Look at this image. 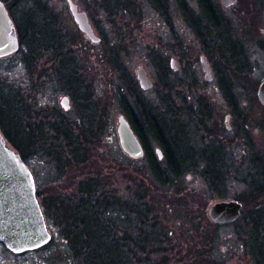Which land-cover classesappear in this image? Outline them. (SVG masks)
<instances>
[{
	"label": "rangeland",
	"instance_id": "rangeland-1",
	"mask_svg": "<svg viewBox=\"0 0 264 264\" xmlns=\"http://www.w3.org/2000/svg\"><path fill=\"white\" fill-rule=\"evenodd\" d=\"M73 1L86 11L96 34L99 37L103 34L109 39V47L121 50L122 59L128 62L142 97L153 108L160 106L158 112L161 114L166 113L167 109L165 104L159 103L164 90L162 83L160 88L157 87L159 73L154 58L163 64V68L171 70L170 75L168 73L174 97L171 106L175 110L182 109L176 110L182 115L178 122L188 124L187 121L192 120L198 125L197 135H191L190 140L188 136L181 135L179 145L184 149L188 146L220 147L230 161L224 172L221 171L222 178L226 179L219 190L225 197H219V193L214 192L203 178V161H200L203 165L200 168L185 170L182 179L170 185L168 190L155 183L144 156L133 159L123 151L117 131L118 119L124 116L115 95L117 74L109 64L103 62L102 47H93L78 29L67 0H8L11 6L18 5L13 7L16 22L20 26L30 19L37 23L41 15L56 18L55 26L67 38L74 58L76 50L84 78L93 85L91 90L98 92L96 98L102 97L104 101L114 104L115 108V113L111 112L109 116L110 120L113 119L109 120L111 126L107 128L104 140L93 144L86 166L79 170L69 166L58 175L46 156L31 159L30 165L41 196L47 199L72 198L75 196V186L86 176L103 179L108 192L123 197L125 202L131 201L140 188L142 192L146 191L143 189L146 187L150 196L157 197L164 206L169 204L172 207L158 213V216L154 215L160 220L157 224L170 236V245H165L171 251L161 256L150 255L149 264H160V261L161 264H257L254 252L264 250V231L253 230L252 224L255 215L262 216L264 221V106L257 98L259 84L264 79V43L260 31L264 28V0H239L236 6L229 9L223 8L220 0H212L224 18V24L221 23L218 30L210 27L206 18L201 16L197 0H169V20H165L148 0H120L126 7L122 11L121 8L114 11L109 0ZM180 2L187 3L201 16L200 33L190 26ZM33 7L41 12L29 9ZM239 37L248 39L238 42ZM233 41L240 44L239 50ZM240 52L246 53L248 58L235 69L233 55H240ZM201 57L209 62L212 81L207 80L202 70ZM173 59L178 64L177 71L171 67ZM66 61L68 71L59 67L58 60L49 54L38 60L32 69L27 66L26 54L23 52L0 61V89L3 95H9L5 101L8 107L5 114L13 123L22 120V124L15 129L23 136L40 135V130L51 142L54 136L50 126L61 121L60 109L64 96H69L72 105L66 121L75 131L78 112L70 96L69 86L63 79L65 74L74 72L75 64L70 57ZM139 66L147 70L154 83L153 89H141L136 79ZM225 86H229L235 95L236 112L232 109V101L224 96ZM189 106H193L195 111L202 109L203 115L199 118L186 116ZM21 114L23 117H20ZM227 117L231 119L227 121ZM5 128L8 130L6 123ZM145 129L144 126L142 130ZM78 133L76 130L75 134ZM147 136L155 155H158V145L150 134ZM43 141L45 139L39 142L42 144ZM258 166L260 170L255 171L254 168ZM228 199H236L243 204L241 220L219 227L213 224L208 227L206 222L204 224V219H209L207 209L210 204ZM176 201L180 204H176ZM187 213L190 214L187 216ZM191 219L197 225L203 222L204 242L205 235L209 234L204 258H201L200 263L187 251L188 241L191 240L189 234L191 237L195 233L189 224ZM47 223L53 235L48 248L15 255L0 244V264H64L68 249L63 242L61 227L54 221ZM260 256L258 258L262 259Z\"/></svg>",
	"mask_w": 264,
	"mask_h": 264
},
{
	"label": "trees",
	"instance_id": "trees-1",
	"mask_svg": "<svg viewBox=\"0 0 264 264\" xmlns=\"http://www.w3.org/2000/svg\"><path fill=\"white\" fill-rule=\"evenodd\" d=\"M2 1L7 7L18 6L13 4L11 6L8 0ZM148 1L165 20H169L171 10L169 0ZM197 1L201 16L206 18L209 26L216 29L219 24L215 20L214 12L217 10L215 3L212 0ZM109 5H112L114 11L120 8L122 11L126 8L125 4L120 3V0H109ZM180 5L185 17L190 21V26L197 33H200L199 18L201 16L188 7L187 3L180 2ZM33 9L41 12L38 8L33 7ZM54 20L56 18L53 16L41 15L37 23L30 19L26 23L23 22V26H20L15 18L20 40V49L15 55L21 52L25 53L26 63L30 69L34 68L38 60L47 54L54 60H58L59 67L66 71L69 69L66 60L70 57L74 61V72L69 74L70 76L65 74L63 79L69 86L70 96L78 112L75 131L77 130L79 133L75 134L74 127H71V124L66 121L69 112L60 109L61 121L50 126L54 136L51 142L48 141V136L40 130V135L23 136L21 132L15 129L16 126L22 124V120L18 119V122L13 123L10 118L7 119L5 112L8 107L5 101L8 100L9 95L8 93L3 95L1 89L0 127L9 145L21 155L31 170L33 168L30 161L37 160L44 155L55 166V172L59 175L69 166H75V169L79 170L89 163L92 146L97 144L96 142L99 143L104 140L103 136L107 132V128L111 126L109 125V116H111V112L115 113V108L114 104L111 105L104 101L102 97L96 98L98 92L92 91L93 85L84 78L76 50L74 58V51L67 43V38L62 34V30L55 26L57 23ZM101 38L102 42L99 45L92 46L102 47L103 62L109 64L117 74L115 89L117 103L121 106L122 113L144 145V159L155 183L163 189H168L170 185H175L182 179L186 173L185 170L200 168L203 166L200 161H203L205 166L202 173L203 178L214 192L219 193V197L224 198L225 195L221 194L219 187L226 178H222L223 174L216 163L221 151L220 147L214 145L211 148H200L199 146L191 148L188 146L184 149L179 145L181 135L188 136L189 140L191 135L193 137L195 134L197 135L198 125L192 120H188V124L182 121L178 122L182 115L176 110L182 109L175 110L171 106L174 103L172 85L168 81L171 70L168 67L163 68V64H159V60L154 58L159 73L157 87L160 88V83H162L164 90L160 94L161 101L159 103L165 104L164 107L167 109L166 113L161 114L158 112L160 106L153 108L142 97V93L130 72L128 62L122 59L121 50L117 47H109V39L103 34ZM67 76L69 79H66ZM224 96L228 101L236 102L235 95L229 86L224 87ZM184 100L187 101V99ZM199 101L203 103L201 99ZM195 110L193 106H189V112L186 116L199 118L203 115L202 109ZM233 110L236 112L238 109L233 107ZM17 116L19 115L17 114ZM20 117L23 115L21 114ZM5 123L8 125V130L5 128ZM144 126L146 129L142 130ZM182 126L185 128L183 129ZM147 134L151 135L162 151L163 160L160 161L158 155H155ZM44 139L45 141L41 144L39 141ZM141 189L135 192L131 201L125 202L123 197L108 192L103 179L97 176H86L75 186V196L72 198L47 199L42 197L40 191L37 190V197L47 222L54 221L61 227L64 235L63 242L68 249L64 264H149L150 255L161 256L164 252L171 251L165 245H170V236L162 226H159L160 224H157L160 220L154 216H158L160 212H165L170 205L164 206L157 197L150 196L146 187H143L146 191L142 192ZM177 203L180 204L179 201H176ZM176 208L179 209L178 206ZM189 214L187 213V216ZM240 220L241 218L237 222ZM205 222L208 227L212 226L209 219L205 218L204 224ZM263 223L262 216L255 215L252 221L253 230L262 229L264 231ZM189 224L192 225V231L195 233L191 237L189 234L191 240L188 241L187 251L200 263L201 258H204L203 252H205V243L208 244L209 234L205 235L206 242H204L203 222L200 221V225H197L191 219ZM216 227L219 226L216 225ZM49 245L37 251L45 250ZM149 247H153V249L149 250ZM259 254L262 259L258 258ZM254 255L257 256V264H264V250H257Z\"/></svg>",
	"mask_w": 264,
	"mask_h": 264
},
{
	"label": "water",
	"instance_id": "water-1",
	"mask_svg": "<svg viewBox=\"0 0 264 264\" xmlns=\"http://www.w3.org/2000/svg\"><path fill=\"white\" fill-rule=\"evenodd\" d=\"M67 1L79 30L93 44H100L101 38L95 33L87 13L80 11L78 4L73 0ZM221 2L224 7L229 8L234 6L237 0ZM19 47L15 24L10 19L5 4L0 0V57L18 51ZM201 64L208 81H212V71L205 57H201ZM171 67L174 71L178 70L176 60L171 61ZM136 78L141 89L151 90L154 87L143 66L138 67ZM257 97L264 106V80L259 86ZM61 105L68 110L69 98L64 97ZM117 131L122 149L133 158L141 157L144 153L141 142L124 116L118 119ZM158 153L162 158L160 151ZM242 209L243 204L238 200H217L211 203L207 213L212 223L226 225L237 221ZM51 238L37 198L33 173L0 132V242L19 254L39 249L48 244Z\"/></svg>",
	"mask_w": 264,
	"mask_h": 264
},
{
	"label": "flooded vegetation",
	"instance_id": "flooded-vegetation-1",
	"mask_svg": "<svg viewBox=\"0 0 264 264\" xmlns=\"http://www.w3.org/2000/svg\"><path fill=\"white\" fill-rule=\"evenodd\" d=\"M221 1V0H220ZM239 2V0H237V2H236V4L234 5V6H236L237 5V3ZM222 6H223V4H222ZM233 6V7H234ZM223 8H224V6H223ZM6 9H7V11H8V14H9V17L11 18V20L15 23V9H14V7L12 8V7H6ZM29 9H33V8H29ZM229 9V8H228ZM219 12H220V10H219V8L217 7V10H216V12H214V14L216 15L215 16V20H216V22H217V24H219V28L217 27L216 29L218 30V29H220V27H221V23L222 24H224V18H223V16H221L220 14H219ZM91 21V20H90ZM92 23V22H91ZM255 26V25H254ZM211 27V26H210ZM213 29H215V28H213ZM254 30V29H253ZM261 32H262V41H263V43H264V28H262L261 30H260ZM260 32V33H261ZM246 39H248V38H240L239 37V39H237L238 40V42L240 41V40H246ZM250 39V38H249ZM234 42V41H233ZM238 42H234L235 43V46L238 48V50H239V43ZM238 52V51H237ZM239 53H237V54H235V55H233V62L235 63L234 64V68L235 69H237V68H239L240 67V63L241 62H243L244 61V59H247L248 58V55H246V53H243V52H240V55H238ZM15 56V54H10V55H8V56H3V57H0V61L1 60H4V59H10V58H12V57H14ZM212 70V69H211ZM261 83V82H260ZM230 88V87H229ZM230 90H231V88H230ZM258 91V90H257ZM232 92V91H231ZM232 106L234 107V109L236 108L235 106H237L236 105V102L235 103H232ZM71 109H72V105H70V109H69V111H71ZM233 109V108H232ZM238 113V112H237ZM231 119V117H227V121H229ZM143 145V144H142ZM143 147H144V145H143ZM144 151H145V148H144ZM143 157V156H142ZM141 157V158H142ZM158 158H159V154H158ZM160 159H162L163 160V154H162V158H160ZM216 163H217V166H218V169L220 170V172L221 171H223L224 172V170H225V168L226 167H228L229 166V164H230V161L228 160V157H225L224 155H223V153H222V151H220V153H219V155H218V158H217V161H216ZM258 165H260V164H258ZM259 168H254V170L255 171H258V170H260V166H258Z\"/></svg>",
	"mask_w": 264,
	"mask_h": 264
}]
</instances>
